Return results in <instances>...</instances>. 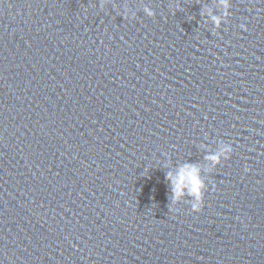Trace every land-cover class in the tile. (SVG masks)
<instances>
[{
    "label": "water",
    "instance_id": "obj_1",
    "mask_svg": "<svg viewBox=\"0 0 264 264\" xmlns=\"http://www.w3.org/2000/svg\"><path fill=\"white\" fill-rule=\"evenodd\" d=\"M229 2L0 0V264H264V0Z\"/></svg>",
    "mask_w": 264,
    "mask_h": 264
},
{
    "label": "clouds",
    "instance_id": "obj_2",
    "mask_svg": "<svg viewBox=\"0 0 264 264\" xmlns=\"http://www.w3.org/2000/svg\"><path fill=\"white\" fill-rule=\"evenodd\" d=\"M102 2L106 3L107 0H102ZM223 7L225 9V16H213V20L217 27H220L221 21H225L227 19L229 9L231 7L229 0H223ZM144 11L148 16L155 15V12L150 8L146 7ZM241 27L245 26L241 25ZM233 151L234 149L230 144H223L220 152L216 155L209 156L208 159L212 160L214 163H220L222 162L220 159L221 157H223V159H228ZM166 179L171 185L173 203H179L186 195H190L193 197V211H199L201 209L207 185L205 180L201 178L200 171L195 165L186 164L179 166L175 172L168 171L166 173Z\"/></svg>",
    "mask_w": 264,
    "mask_h": 264
}]
</instances>
